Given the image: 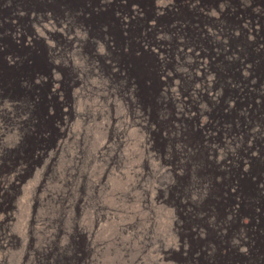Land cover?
Instances as JSON below:
<instances>
[{
	"label": "rangeland",
	"instance_id": "1",
	"mask_svg": "<svg viewBox=\"0 0 264 264\" xmlns=\"http://www.w3.org/2000/svg\"><path fill=\"white\" fill-rule=\"evenodd\" d=\"M176 2L113 0L126 42L48 49L62 74L0 32V264L216 263L193 244L263 130L264 0Z\"/></svg>",
	"mask_w": 264,
	"mask_h": 264
},
{
	"label": "flooded vegetation",
	"instance_id": "2",
	"mask_svg": "<svg viewBox=\"0 0 264 264\" xmlns=\"http://www.w3.org/2000/svg\"><path fill=\"white\" fill-rule=\"evenodd\" d=\"M113 6V0H0V32L8 29L4 40L14 48L41 49L40 58H29L27 76L32 78L38 69L47 75H52V70L62 74L63 69L51 61L48 49L107 47L113 35L126 42L129 30L120 29L111 17ZM179 7L175 0L174 12ZM189 8L185 7L187 12ZM2 16L14 22H4ZM144 64H139L142 71ZM249 112L248 119L263 130L253 135L249 155L239 151L237 165L216 171L217 231L204 232L202 240L193 244L203 249L212 244L216 249V263L204 264H264V106ZM244 158L248 160L243 162ZM211 172L206 168L202 173Z\"/></svg>",
	"mask_w": 264,
	"mask_h": 264
}]
</instances>
